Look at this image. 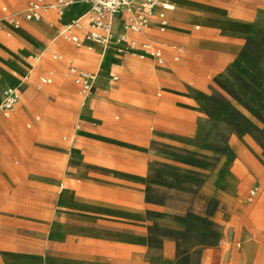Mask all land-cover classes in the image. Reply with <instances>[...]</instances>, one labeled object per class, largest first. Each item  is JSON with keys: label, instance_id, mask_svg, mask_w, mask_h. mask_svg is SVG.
<instances>
[{"label": "rangeland", "instance_id": "obj_1", "mask_svg": "<svg viewBox=\"0 0 264 264\" xmlns=\"http://www.w3.org/2000/svg\"><path fill=\"white\" fill-rule=\"evenodd\" d=\"M26 1L0 0L5 27L6 15L20 19L9 35L0 30V89L4 75L18 94L14 110L0 114V185L63 204L0 205V264L145 263L121 257L125 247L171 251L172 264H264V0H170L166 28L145 30L162 63L139 58L122 24L117 40H125L104 46L85 18V30L72 28L78 42L57 35L85 11L83 0L35 20L23 17ZM77 4L76 16L57 21ZM31 52L41 53L33 67ZM70 66L117 78L82 107ZM179 87L185 99L173 101L195 109L185 114L190 135L174 129L183 143L156 142L157 131L171 129L167 93ZM235 164L246 176L232 207L218 209L201 172Z\"/></svg>", "mask_w": 264, "mask_h": 264}, {"label": "crops", "instance_id": "obj_2", "mask_svg": "<svg viewBox=\"0 0 264 264\" xmlns=\"http://www.w3.org/2000/svg\"><path fill=\"white\" fill-rule=\"evenodd\" d=\"M28 1V0H27ZM26 1V3H27ZM46 2H51L45 0ZM71 3V0H69ZM170 2V4L173 6V4L171 3L170 0H168ZM69 3V4H70ZM68 4V5H69ZM5 6L7 8V6L5 4L0 5V10L1 7ZM26 6V4H25ZM25 8V7H24ZM81 5L77 4L74 6V8L72 10H70L68 12V14L64 17H60V15L58 14L57 17V21L59 22H63V24H65L66 22L70 21V19L74 16H76V14H78L82 9ZM89 5L86 3V9L85 11L82 13V15L88 10ZM54 9V8H53ZM173 8L166 10L165 11V15L167 18V22L169 20L168 18V13L173 10ZM24 10V9H23ZM2 11V10H1ZM1 20V18H0ZM149 25L150 26H154L158 28V20L156 19V17L152 16L150 18L149 21ZM120 23L122 24L120 18H116L113 21V30L115 31V33L120 29ZM52 25V24H51ZM167 26V25H166ZM147 27V28H148ZM6 28L7 29V33L6 34H10V32L14 31L15 28H12L11 26L5 27L4 25L0 28V30ZM85 20L82 21V28L78 29V30H85ZM143 29L140 32H133L134 34L129 35L128 37L130 39H136L137 41H141L144 39H149V37H147L145 30L147 29ZM159 29V28H158ZM61 30V29H60ZM59 30V32H60ZM160 31V30H159ZM59 32L57 35H59ZM74 35L77 36V32H73ZM151 40V39H150ZM116 42H120V41H116ZM196 52H199V48H195ZM180 51V50H179ZM235 51L231 52V55L228 56L227 53H222V55H220L219 60L223 63L227 62L230 59L234 58V54ZM33 56H38V60L41 56V53H29L28 54V58L30 59V61L32 62V66H34V64L38 61V60H34ZM54 57H56V55H54ZM178 56L175 55L174 59H176ZM147 58V57H146ZM151 58V57H149ZM145 59V58H142ZM153 59V58H152ZM155 60V59H154ZM156 61V60H155ZM162 62H163V54H162ZM162 62H158V63H162ZM81 69V68H79ZM83 70V69H81ZM85 71V70H83ZM99 71L101 74L103 72H106V69L103 70H99L98 66H97V70L96 72ZM10 77H12L15 80H19V78H16L15 75L9 71H6ZM91 75H94V82H93V89L91 91L90 94H88L87 96H82L81 94L78 93L77 89L78 86L77 84H75L74 82V86H75V93L80 97V105L82 107H86L87 102L89 100V98L91 96H93L94 93H96V91L101 90V86L104 84H108L109 82L113 81L114 79L117 78L116 75L112 74L110 76H106L104 77L102 80L99 78V76L96 74V72H91V71H85ZM3 75V74H2ZM116 77V78H114ZM25 78V76H23V78L20 80V82ZM49 78V80H45ZM51 77L48 75L41 77V82L45 83V82H50ZM73 81V80H72ZM20 82H18L17 85L20 84ZM3 85L2 88L0 89V99H1V93L2 90H4L5 88H8V84L6 82V79L3 75ZM187 93L186 89L183 88H171L168 93H167V97L169 99V101H171V104H168L166 107V109L164 110L166 113L171 115L172 120L170 121V130L167 131H157L156 136L154 137V141L162 143V144H169V145H174V144H179V143H183V141L185 140L183 137H180L178 135H175L173 132L174 129L176 130H180V133L182 136L185 135H190V129H191V121L189 118H187L188 116H186L185 114L190 113L191 111L194 112V108H190L189 106L186 105H178L175 103V99H185V94ZM105 96V95H103ZM106 97V96H105ZM4 116V115H3ZM47 117H50L51 115L48 114L46 115ZM34 119L37 120L39 119V115L36 114L34 116ZM27 126H29V124H27ZM179 132V131H178ZM151 141V140H149ZM154 159H159L158 157H154ZM87 160V159H85ZM167 163L169 162L170 164L173 163L172 160H165ZM146 172H155L153 169H149L146 170ZM203 175V181H202V187L204 189V191L208 194H211V199L214 200L215 202H217V208L221 209V208H231L232 204H233V200L231 197V192H234L235 194L237 193L239 187H241V184L243 183V177H245V172H238V168L237 165L235 164L233 167L229 168L227 170V172H217L216 168H212V169H205L203 172H201ZM126 184L124 186H121V192H125L128 189L125 187ZM23 188L21 187H12V186H3L0 185V205L3 206V204L6 203H16L18 205H20L21 207H29L30 205H34L37 203H42L43 205H51L52 208L57 207V208H61L62 206V201H56L53 203L51 202H43V201H34L32 200V198L30 197V195H25V196H17V195H12V193H17V192H21ZM26 192H28V190H26ZM44 192L48 193L50 192L49 190H44ZM222 214H220V218L219 221L217 222H223L222 221ZM141 220L140 222L137 220H134L132 227L135 229H142V226H139L138 224H141ZM129 236H136V237H141L137 234L134 235H129ZM143 237V236H142ZM126 239V238H124ZM133 253L135 254V256L137 254H140L144 259H145V263L143 264H172V252L171 251H167L165 253V255H154L151 249L148 248H139V249H135V248H121V257H126L127 254Z\"/></svg>", "mask_w": 264, "mask_h": 264}, {"label": "built area", "instance_id": "obj_3", "mask_svg": "<svg viewBox=\"0 0 264 264\" xmlns=\"http://www.w3.org/2000/svg\"><path fill=\"white\" fill-rule=\"evenodd\" d=\"M89 5L88 10L80 17L63 26L59 34H64L71 41L78 42V38L73 34L72 28L80 29L81 18L86 19V23L93 31L91 35L103 46L107 43L110 33L111 24L116 18H120L122 25L126 30L140 32L147 28L150 18L156 17L158 28L163 31L167 25L165 11L172 8L168 0H85ZM69 2V0H28L23 10V17L28 20L39 19L43 12L49 8H54L58 13ZM3 12L7 11L5 6L1 7ZM9 26L18 28L20 19L13 15L5 16ZM4 25L0 20V28ZM87 35V34H86ZM126 34L119 33L118 40H125ZM128 45L139 58L151 57L157 62H162V50L150 39L137 41L129 39ZM38 60V56H33ZM69 73L72 80L78 86V93L87 96L93 89L94 75H91L75 66L69 67ZM116 78V77H114ZM49 80V78L44 79ZM18 101V94L15 89L4 90L0 99V114L8 116Z\"/></svg>", "mask_w": 264, "mask_h": 264}, {"label": "bare ground", "instance_id": "obj_4", "mask_svg": "<svg viewBox=\"0 0 264 264\" xmlns=\"http://www.w3.org/2000/svg\"><path fill=\"white\" fill-rule=\"evenodd\" d=\"M84 2H85V4H86V1L85 0H83ZM70 3V1L65 5V6H67L68 4ZM64 6V7H65ZM73 8H74V6H73ZM172 8H173V6H172ZM82 16V13L79 15V17L78 18H80ZM77 19V18H76ZM82 19V18H81ZM73 20H75V19H73ZM73 20H71V21H73ZM81 27H82V22H81ZM120 28H121V23H120ZM88 37H90V35H88ZM109 39H115L116 41H118L117 40V34L116 33H114V31H113V22H112V24H111V33H110V37H109ZM108 39V40H109ZM120 49V48H119ZM118 49V50H119ZM11 89H15V88H12V86H9L8 88H5L4 90H11ZM4 90H2V94H3V91Z\"/></svg>", "mask_w": 264, "mask_h": 264}]
</instances>
